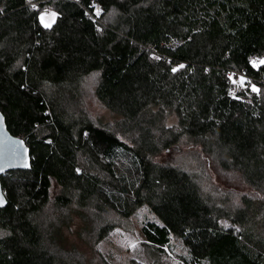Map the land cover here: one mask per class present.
<instances>
[{
	"label": "trees",
	"instance_id": "obj_1",
	"mask_svg": "<svg viewBox=\"0 0 264 264\" xmlns=\"http://www.w3.org/2000/svg\"><path fill=\"white\" fill-rule=\"evenodd\" d=\"M45 8L59 13L50 28ZM260 59L264 0H0V110L32 154L30 169L1 177L0 264H87L47 206L54 183V206L77 203L85 228L93 210L128 218L148 206L147 243L181 238V264H264V64L250 63ZM96 70L97 98L121 115L127 141L81 106ZM234 71L249 90L233 92ZM183 140L262 198L210 200L189 168L162 157ZM102 221L97 239L115 225Z\"/></svg>",
	"mask_w": 264,
	"mask_h": 264
},
{
	"label": "rangeland",
	"instance_id": "obj_2",
	"mask_svg": "<svg viewBox=\"0 0 264 264\" xmlns=\"http://www.w3.org/2000/svg\"><path fill=\"white\" fill-rule=\"evenodd\" d=\"M99 75L100 72L96 70L83 78L79 97L81 106L97 125L114 130L119 137L127 141V136L118 131L116 126L122 118L121 115L97 98L95 90ZM248 87L246 80L241 83L240 78L235 82L233 92L246 91L249 90ZM176 123L177 116L169 112L166 124L172 126ZM168 156H171L176 164L186 166L197 176L204 193L212 201L222 205L239 203L245 195L257 200L262 198V195L246 183L237 172L221 170L199 146L191 145L186 140H183L169 155L163 154L162 157ZM59 193L60 187L54 183L47 206L54 211V215L68 220L67 224L62 225L65 245L75 247L87 264H181L183 259L189 257L187 246L176 236H172L170 242L162 247L147 243L142 226L147 220L157 218L148 206L139 207L128 218L114 212L103 213L100 217V214L93 210L92 219L88 228H85L87 222H84L80 214L82 209L77 203L65 209L54 206L53 202ZM102 219L115 225L103 238L97 239L98 229L103 223ZM222 222L226 226L232 225L228 220ZM4 234L5 231L0 228V236ZM204 262L208 261L204 260Z\"/></svg>",
	"mask_w": 264,
	"mask_h": 264
},
{
	"label": "water",
	"instance_id": "obj_3",
	"mask_svg": "<svg viewBox=\"0 0 264 264\" xmlns=\"http://www.w3.org/2000/svg\"><path fill=\"white\" fill-rule=\"evenodd\" d=\"M0 117H2L0 119V169H2L0 171V201H2L0 207H4L7 204V199L2 187V175L11 170L30 169L32 167V154L24 137L14 135L9 131L1 110Z\"/></svg>",
	"mask_w": 264,
	"mask_h": 264
},
{
	"label": "snow or ice",
	"instance_id": "obj_4",
	"mask_svg": "<svg viewBox=\"0 0 264 264\" xmlns=\"http://www.w3.org/2000/svg\"><path fill=\"white\" fill-rule=\"evenodd\" d=\"M95 8L96 11V15H99L101 12V9L96 6L95 4L92 5ZM31 7L33 9H35L37 7L36 4H31ZM59 16V13H57L56 11L50 10V9H45L43 12H41L39 14V20L41 22V24L45 27V28H50L52 26V24L55 22L56 18ZM155 59H160L159 56H156ZM250 63L252 64L253 67H258L261 64H264V59H260L259 61L256 60H250ZM179 67H184V65H180ZM176 68H173L172 71H176ZM231 79V76H230ZM235 83V81H233ZM244 82V78L241 77V83ZM252 90L253 91H258V89H256L255 85H252ZM0 119H2V117H0ZM21 143H23L21 141ZM26 167L28 166L27 164L25 165ZM0 171H2V169H0ZM77 171H79V169H77ZM2 202V201H0Z\"/></svg>",
	"mask_w": 264,
	"mask_h": 264
},
{
	"label": "built area",
	"instance_id": "obj_5",
	"mask_svg": "<svg viewBox=\"0 0 264 264\" xmlns=\"http://www.w3.org/2000/svg\"><path fill=\"white\" fill-rule=\"evenodd\" d=\"M240 75H241L240 72L234 71V72L232 73V79L235 80V81H237V80L240 79ZM235 78H237V79H235Z\"/></svg>",
	"mask_w": 264,
	"mask_h": 264
}]
</instances>
